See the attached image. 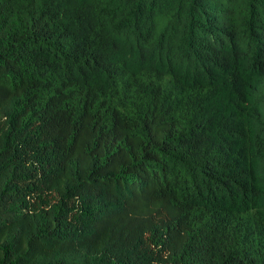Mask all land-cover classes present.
Returning <instances> with one entry per match:
<instances>
[{"label": "trees", "instance_id": "16d2710c", "mask_svg": "<svg viewBox=\"0 0 264 264\" xmlns=\"http://www.w3.org/2000/svg\"><path fill=\"white\" fill-rule=\"evenodd\" d=\"M0 264H264V0H0Z\"/></svg>", "mask_w": 264, "mask_h": 264}]
</instances>
